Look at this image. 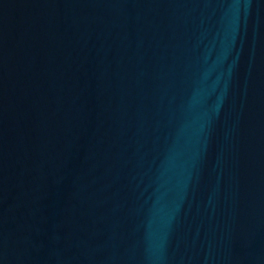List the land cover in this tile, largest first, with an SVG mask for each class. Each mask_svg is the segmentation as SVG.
Segmentation results:
<instances>
[{"label": "water", "instance_id": "95a60500", "mask_svg": "<svg viewBox=\"0 0 264 264\" xmlns=\"http://www.w3.org/2000/svg\"><path fill=\"white\" fill-rule=\"evenodd\" d=\"M0 264H264V0H0Z\"/></svg>", "mask_w": 264, "mask_h": 264}]
</instances>
